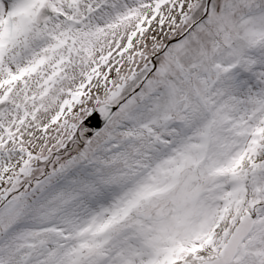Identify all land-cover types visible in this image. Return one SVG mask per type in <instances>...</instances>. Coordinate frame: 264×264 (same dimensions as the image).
<instances>
[{
  "label": "snow or ice",
  "instance_id": "6c2138e0",
  "mask_svg": "<svg viewBox=\"0 0 264 264\" xmlns=\"http://www.w3.org/2000/svg\"><path fill=\"white\" fill-rule=\"evenodd\" d=\"M0 264H264V0H0Z\"/></svg>",
  "mask_w": 264,
  "mask_h": 264
}]
</instances>
